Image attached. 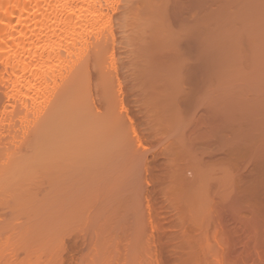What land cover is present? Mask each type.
Here are the masks:
<instances>
[{
	"label": "bare ground",
	"instance_id": "obj_1",
	"mask_svg": "<svg viewBox=\"0 0 264 264\" xmlns=\"http://www.w3.org/2000/svg\"><path fill=\"white\" fill-rule=\"evenodd\" d=\"M115 2L0 0V203L5 202L9 208L8 213L5 211L6 215L0 217V264H63L65 260L70 264H114L113 258L104 256L107 238L104 237L105 241L100 238L105 228L109 235L113 232L106 227V219L110 215L105 214L108 216L106 222L101 218L106 225L98 229L99 232L90 230L89 238H84L87 243L83 240L78 246V241L66 244L68 238L64 235L74 229L75 214L83 219L81 211L86 206L79 204L78 190L72 192V186L82 180V174L72 170L64 171V174L60 171L62 174L59 175L47 171L45 166L49 168L57 153L77 147L89 123L92 126L102 124L109 116V92L102 91L107 103L99 115L88 114L79 98L92 75L100 88L110 76L111 70L107 73L105 64L112 66L113 58L109 54L110 60L105 62V55L107 51L113 54L110 21ZM186 3V11L178 9ZM219 5L214 26L213 0H138V8L143 10L139 17L143 21L141 26H147H142V33L149 30L148 37L155 39L156 44L153 45H156V50L150 49L163 59L167 74L171 69L170 76L165 73V78H161L169 80L164 82L173 85L182 95V100L191 104L206 97L212 99L211 103L219 101L223 114L232 122L245 118L253 121L251 132L239 133L238 129H233L227 142L222 139V145H219H226V157L236 160L249 151L247 146H243L244 140L252 138L251 149L255 151V170L258 172L253 181L254 192L259 198H264V0H220ZM138 28L140 30L141 27ZM108 39L111 41L107 44ZM106 45L112 50H107ZM154 52L151 54L157 57ZM202 69L204 73L200 72ZM98 145L103 147L101 143ZM114 145L118 149L119 146ZM125 149L123 154L129 152L130 155L131 149ZM128 155L125 158L131 156ZM34 164L43 165L40 175L42 182L43 178L47 182L45 188L40 185L44 188L40 192L31 187L35 181H30L40 176V171L38 173L32 168L33 173L30 169L32 165L35 167ZM67 169L70 171L69 165ZM95 176L99 177L97 172ZM76 218L79 221V217ZM86 218L91 219L89 216ZM107 231H104L105 235ZM74 245L77 247L75 251L71 249ZM109 246L114 247L110 243ZM108 250L111 251L110 248ZM124 250L129 257V248ZM127 256L120 264H136ZM142 259L145 260L144 257ZM146 262L140 260L139 264Z\"/></svg>",
	"mask_w": 264,
	"mask_h": 264
},
{
	"label": "rangeland",
	"instance_id": "obj_2",
	"mask_svg": "<svg viewBox=\"0 0 264 264\" xmlns=\"http://www.w3.org/2000/svg\"><path fill=\"white\" fill-rule=\"evenodd\" d=\"M134 1L116 0L111 10L113 38L110 39L113 42L110 43L108 39L107 44L112 45L113 51L111 46L109 49L113 54L107 51L105 62L110 60L111 54L113 67L106 62L107 73L111 70L107 82L100 88L92 75L83 93H80L79 102L86 107L87 113L99 115L107 103L102 91L109 92L110 109L106 107L110 110L108 118L102 124L93 123L92 126L89 123L91 127L87 126L83 140L81 138L78 141L77 147L72 146L70 151L57 153L54 156L56 159L49 163V168L45 166L47 171L59 175L62 172L64 174V171L82 174V180L72 186V192L78 190V200L82 202L79 204H83V207L86 205L84 211H81L82 218L87 220L89 216L92 220H88L92 223H87L88 220L84 222L75 214L76 221V217H79V221L73 219L75 222L72 220V226L77 228V232L73 229L67 233L69 236L64 235L68 241L71 240L66 244H76L78 241V246L83 240L87 243L90 230H101L107 223L110 224L106 226L107 229L114 233H110V236L109 230L105 228L103 230L107 231L106 235L101 231L103 237L100 235V238H107L103 251L108 254L104 253V256L111 260L113 258L114 264L125 260L122 258H126L127 251L123 249L128 248V255L136 264L140 260L142 263L148 261L147 264H204L205 261L206 264L211 261L212 264H264V198H259L257 192H254L253 181L258 172L255 170V151L251 149L252 138L245 139L243 143L249 151L243 154L245 156H239L240 159L237 157L239 160L232 159L234 162L226 157V145H219L222 139L227 142L233 129H238L239 133L251 132L253 121L245 118L232 122L223 114V106L219 101L213 100L211 103L212 99L203 96L205 100L200 98L191 104L182 100L180 92L168 84L169 80H163L168 73L166 64L153 51L154 48L156 50V45H153L156 42L153 36L148 37L150 31L145 29L146 32L142 33L143 27L147 26H141L143 10L139 9L138 0ZM187 3L183 5L186 8L181 5L182 8L180 6L178 9L186 11ZM219 4L220 0H213L214 26ZM132 6L137 8L132 9ZM136 26H140V30ZM108 47L106 45L107 50ZM149 50L160 59L153 57ZM170 70L167 77L170 76ZM203 70L200 72L204 73ZM164 81H168L167 84ZM115 136L121 139L118 140L120 144ZM100 143L103 147H99ZM110 143L119 146L118 149L114 148V144L109 147L112 145ZM96 145L103 149L99 150ZM125 147L131 149V156L129 152L126 153L130 156L128 158L123 154ZM104 149L106 153L102 152ZM120 151L122 153L118 155ZM97 154H101V158ZM103 156L107 158L102 159ZM36 164L29 168L38 173L40 171V175L43 165ZM86 172L89 174L86 175ZM96 172L99 177L95 176ZM41 178L40 175L30 181L36 182L31 186L33 190L36 189L35 192L47 186V182L44 178L42 182ZM8 209L7 204L1 202L0 217H4L2 215H6ZM101 218L104 221L107 218V222L103 224ZM82 226L84 228L80 230ZM109 243L115 248L109 246ZM75 248L74 245L71 249ZM106 248H110V253ZM73 250L71 253L76 249ZM65 262L63 264L68 263L67 260Z\"/></svg>",
	"mask_w": 264,
	"mask_h": 264
}]
</instances>
